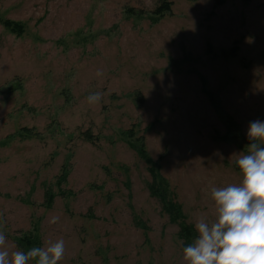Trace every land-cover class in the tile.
I'll return each mask as SVG.
<instances>
[{"label":"rangeland","instance_id":"1","mask_svg":"<svg viewBox=\"0 0 264 264\" xmlns=\"http://www.w3.org/2000/svg\"><path fill=\"white\" fill-rule=\"evenodd\" d=\"M169 1L153 21L162 0H0L9 259L62 239L58 264H188L180 225L148 188L151 165L127 139L143 138L193 226L216 219L212 187L241 182L247 150L224 138L225 120L246 149L249 123L264 120V0Z\"/></svg>","mask_w":264,"mask_h":264},{"label":"clouds","instance_id":"2","mask_svg":"<svg viewBox=\"0 0 264 264\" xmlns=\"http://www.w3.org/2000/svg\"><path fill=\"white\" fill-rule=\"evenodd\" d=\"M87 99L90 104L99 103L102 94L92 92ZM246 137L247 153L236 161L242 180L211 188L216 219L201 218L195 225L198 234L183 248L188 264H264V120L251 121ZM6 240L0 231V264H58L65 252L60 239L46 248L14 251L9 259Z\"/></svg>","mask_w":264,"mask_h":264},{"label":"trees","instance_id":"3","mask_svg":"<svg viewBox=\"0 0 264 264\" xmlns=\"http://www.w3.org/2000/svg\"><path fill=\"white\" fill-rule=\"evenodd\" d=\"M227 0H215V5H221ZM245 2H248L249 0H244ZM172 1L169 0H162L161 4L157 6L152 12H150L152 20L153 21H158L159 19L163 18V16L167 13L172 8ZM132 9V10H131ZM130 13H142L145 11L143 10H135L134 8H131ZM171 11V10H170ZM4 24L8 27H10L13 31L21 33L23 31V27L21 24L11 21V20H5ZM237 47V46H236ZM237 51V48L233 50V54H235ZM231 53H229L230 55ZM223 56L227 57V52L223 50ZM207 96L209 97L212 105L214 108L220 112L221 111V104L218 99H216L215 94L213 92H210L209 89L205 91ZM225 123L227 124V130L228 133L227 135H223L224 138L234 140L239 147H242L244 151H246V147H243L241 145L240 140V135L237 130V124L234 121V118L232 116H227ZM25 130L26 135H35V133L29 129V128H23ZM131 131V130H130ZM128 132V137L132 136V132ZM85 134V139L93 142L94 137L93 133L89 132L87 130L84 132ZM234 138V139H232ZM130 147L134 148L140 156L145 159L148 163H150L149 167V172L152 175V181L149 183L148 188L151 191V195L158 197L163 204V207L166 213L169 215L170 221L176 222L180 225V233L179 236L184 239L185 246L188 244L192 243L196 235L198 234L196 232L195 226L193 224L188 223L187 221V216L183 211L182 204L177 202L174 198V195L172 194L170 190V184L169 181L160 173L159 171V166L157 165L156 161L152 159V157L149 155L148 150L146 149V146L143 142V138H135L134 140L132 139H127ZM238 168V167H237ZM239 169V168H238ZM66 173H63L61 176L65 177ZM28 244L32 243V240L29 239L27 242ZM28 250V249H27Z\"/></svg>","mask_w":264,"mask_h":264}]
</instances>
